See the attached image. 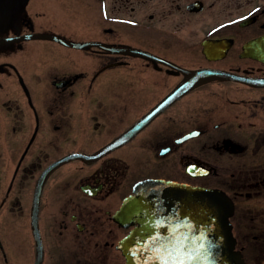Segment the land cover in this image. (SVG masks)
Returning a JSON list of instances; mask_svg holds the SVG:
<instances>
[{"label": "flooded vegetation", "instance_id": "1", "mask_svg": "<svg viewBox=\"0 0 264 264\" xmlns=\"http://www.w3.org/2000/svg\"><path fill=\"white\" fill-rule=\"evenodd\" d=\"M147 178L221 190L264 264V0H0V264H126Z\"/></svg>", "mask_w": 264, "mask_h": 264}, {"label": "water", "instance_id": "2", "mask_svg": "<svg viewBox=\"0 0 264 264\" xmlns=\"http://www.w3.org/2000/svg\"><path fill=\"white\" fill-rule=\"evenodd\" d=\"M213 75L217 73L196 72L169 98ZM231 213V201L218 189L162 178L142 180L118 212L120 223L131 226L121 242L126 264H244L234 249ZM41 248L38 244L36 264Z\"/></svg>", "mask_w": 264, "mask_h": 264}, {"label": "rangeland", "instance_id": "3", "mask_svg": "<svg viewBox=\"0 0 264 264\" xmlns=\"http://www.w3.org/2000/svg\"><path fill=\"white\" fill-rule=\"evenodd\" d=\"M23 239H24V243H26V239H25V238H23ZM20 249H22V250H20V251L18 252L19 255H20V258H22V257H26V256L28 255L27 248L25 249V247H24V248H20ZM17 264H27V263H26V262L23 263V262L21 261V259H20L19 263H17Z\"/></svg>", "mask_w": 264, "mask_h": 264}, {"label": "bare ground", "instance_id": "4", "mask_svg": "<svg viewBox=\"0 0 264 264\" xmlns=\"http://www.w3.org/2000/svg\"><path fill=\"white\" fill-rule=\"evenodd\" d=\"M230 217V216H229ZM121 249H122V247H121ZM123 250V249H122ZM124 252V251H123ZM125 255V254H124ZM126 257V256H125ZM127 261V260H126Z\"/></svg>", "mask_w": 264, "mask_h": 264}]
</instances>
